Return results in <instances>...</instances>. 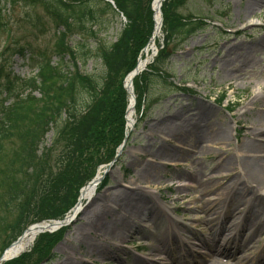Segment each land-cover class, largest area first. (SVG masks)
Masks as SVG:
<instances>
[{"label": "trees", "instance_id": "obj_1", "mask_svg": "<svg viewBox=\"0 0 264 264\" xmlns=\"http://www.w3.org/2000/svg\"><path fill=\"white\" fill-rule=\"evenodd\" d=\"M151 1L0 0V27L4 5L23 3V7L28 8L24 19L33 31L43 35L52 25L55 35L52 50L28 47L27 59L29 67L36 70L34 77L11 75L3 60L0 61V164L7 155L11 156L10 166L3 164L11 186L7 193L9 198L0 211V251L28 224L61 217L98 163L111 158L123 132L126 94L122 79L134 68L153 29ZM185 1L163 2L164 47L147 71L134 81L135 88L146 91L152 76L161 78L170 56L169 44L178 41L179 45L183 36L204 26L193 15L180 14L179 8ZM120 16L126 23L115 42L107 46L99 43L92 54L89 38L106 34ZM22 50L17 52L24 56ZM53 56L59 59L54 62ZM92 58L100 60L104 69L97 82L92 76L68 71V67L75 68L79 59L84 63ZM79 91L88 92V103L76 102ZM35 92L39 98L33 96ZM55 123L60 124L53 140V147L57 144L60 148L58 157H52L47 149L39 150L42 138ZM15 140L19 146L13 153L8 152L6 143ZM17 163V168L22 167L25 172L23 183L17 182L10 172V168L17 172L14 167ZM42 166L48 170L43 177ZM3 172L0 170V174ZM59 238L60 233L41 236L31 253L6 264H37L48 256L49 249ZM33 254L37 255L34 262Z\"/></svg>", "mask_w": 264, "mask_h": 264}, {"label": "rangeland", "instance_id": "obj_2", "mask_svg": "<svg viewBox=\"0 0 264 264\" xmlns=\"http://www.w3.org/2000/svg\"><path fill=\"white\" fill-rule=\"evenodd\" d=\"M244 5V3H239V0H186L185 3L180 6L179 12L184 16L193 15L197 18L202 17L209 20H219L222 16L226 15L227 18L222 20L221 27L218 26L213 29L210 26H206L199 32L191 34L189 37L183 36L184 39L178 46V41L169 45V47H176V52L170 56L163 66V71H165L170 78L164 80L152 77L145 101L146 106L150 105V110L147 113L146 119L138 125L136 130L132 131L133 133L125 144L122 152L119 153V162L111 168L108 166L106 169L103 167L99 170L100 174L107 172L108 181L102 191L98 195L96 194L95 198L99 197L98 201L106 192H112L118 180H121L127 172L130 171L128 162L136 158L137 164L133 167L134 169L142 168V164H148L150 162L161 168V172L159 173L161 178L151 182L149 185H145V183H139V185H145V190L151 193V196H155L158 199L157 201L160 204L161 211L162 206L166 207L170 216L174 211L176 215L171 217H176V219L182 221V225L184 226H189L190 223L188 220L191 216L202 217V215H205L200 214L199 210L189 212L188 208L194 207V209L197 210L199 205L204 202V198L199 200L201 198L200 196H202L207 189H212L214 195H216L222 192V189L227 186V184H221V182L218 181L219 177L226 174V172H223L226 171V169L224 167H215L214 158L221 155L217 147L206 143L207 148L210 149H208L209 152L206 155H203L200 152H193L191 148L184 146L183 149L186 150L187 153L192 154L193 152L191 158L195 159L197 162L194 164H192L191 161L185 162L177 158L173 160L168 156H157L155 157L156 159H154L152 153L160 145L161 141L157 142L154 148L150 147L151 141L149 136L146 135L148 130L146 129V125H148L152 119L158 120L167 113L173 114L179 112L182 108L189 105L193 113L191 116L192 120L189 122L194 123L195 119L197 121L198 117V112L195 110L196 106L194 104L198 103L200 106H210L208 109L214 112V121L222 122L226 126H230L231 143L228 146L225 144L222 146L226 148V150L234 147L243 140L249 141L254 138L253 134L256 133L255 131L249 130L247 132L245 130L247 129V125L244 124L245 118H241L237 124H234V121L240 118L242 111L248 109H244L243 105L250 99L251 94L257 92H263L264 94V8L254 15L246 17V21H243L245 17L241 16L238 18L237 14L238 8L242 9ZM7 9L10 15L8 19ZM27 9V7H23V3L14 4L11 8H9L8 4H5L3 24L6 23V28L3 27V29L8 30L5 34L0 32V46L13 36H15L16 39H21L24 36L22 35L24 32L19 28H23L22 25L25 22L24 12L27 11ZM39 13L42 15L41 12ZM124 23V20L119 17L116 22L108 28L106 34H101L98 38H89L87 42L90 45L92 54L96 52L95 49L98 47L97 45H100L99 43H105L106 46L113 43L116 36L122 30ZM26 27L28 28L27 25ZM18 29L21 32H17ZM230 29L244 30V33H240L239 35H234L233 33L224 34L225 31H230ZM157 37L162 38V35L159 33ZM27 42L40 50H44L45 47L48 50H52L55 42L52 25L48 26L47 33L44 36L27 38ZM226 42H232L236 46L246 49L247 52H249L248 61L250 63L249 65H242L239 62L235 65L230 64L228 71L231 72V69H238L239 67L241 69L238 74L241 75V77H238L235 82L224 83L218 80L220 63L215 65L213 61L224 54V51L220 52V50ZM58 59V57L54 56L53 61L55 62ZM65 59H67V57H65ZM79 60L78 63H75V68L68 67V71H72L73 73L77 71L80 74L92 76L97 82L104 71L101 61L92 58L83 63L81 59ZM21 64L22 62L20 59H13L11 70L15 75L26 76L29 71ZM231 75L237 76L233 73ZM171 83L175 86L180 84L181 87H183V84H186L183 88L188 89L189 92H180L181 90L172 92ZM37 92L33 93V96L39 98V92ZM222 94L225 96V100L222 103H218L217 99ZM89 97L90 95L88 92L79 91L75 100L77 103H88ZM250 108L253 109L251 112L254 113L257 109H263L264 105L257 104ZM133 120L135 121V114L133 115ZM59 122L61 123L60 120ZM59 126V123L51 125L50 130L45 134L44 138H42L41 144L39 145V150L41 152L43 149H47L51 151L50 154L52 157L57 156L58 149H60L57 144L53 147V140L54 138L56 139L55 133ZM188 128L189 126L187 124L182 126L183 130H187ZM245 136L247 138H245ZM256 140L264 144V134L260 139L257 138ZM259 142L257 143L260 145ZM18 144L19 142L17 140L7 142L6 148L8 152L13 153L15 148L19 146ZM59 145H62V143H59ZM152 145L153 144H151V146ZM174 147H176V145ZM144 148H147L150 152L146 156H141L140 154L143 153L142 150ZM262 150L264 151V146ZM10 157L11 156L7 155L0 164V170H2V172L4 171L3 174H0V211L9 198L7 193L10 191L11 182L7 180L8 171L3 168V164L7 163V165L10 166ZM49 158H51V156H49ZM121 159L122 161H120ZM166 164L174 165V167H162V165ZM14 167L17 169V172L14 171L13 168H10V172L14 175L17 182L23 183V177L25 176V172H22L23 168H17L19 167L18 163ZM227 170L231 171L228 174L232 178L236 177V168L234 165H231L230 169ZM47 171V168L42 166L41 176L43 177ZM193 177L195 183L189 182V178ZM208 178L211 180H208V182L206 181V183L205 180ZM191 184L193 187L189 188L188 185ZM240 184L241 181L239 180L238 185L240 186ZM246 184L249 185V183ZM258 192L264 194L263 188H260L259 191L255 190L256 194ZM148 196H150V194ZM208 197L209 196L205 198ZM156 198L153 197V199ZM0 218L2 217L0 216ZM7 218L8 221H12L10 217ZM107 220L108 217L105 221L107 222ZM165 223V221L162 222L160 220V225L156 226L154 223L144 221L142 226L151 231V236L129 237L121 239L120 242H116V238L113 240L111 239L114 246L124 245V250L128 253V255L125 256L126 258L121 255L120 260L101 258L98 257L99 254H95L92 257L84 239L79 241L75 240L77 238L76 230L80 228L76 225L71 230L73 233L69 232V235H71V244L69 242H61L53 249L55 256L52 261H38L37 264H60L64 259L71 264H79L80 259H84V263L86 264H134L132 262V257L133 259L136 257H143V259L149 260L152 250L156 249L158 246L156 239L159 235H157V233H165ZM182 231L189 236L185 229L182 228ZM91 238L93 240L92 242L96 241L93 234ZM254 239L253 245L255 249L264 247V231L257 234ZM138 240H140V242H138ZM87 242L90 241L87 240ZM194 243H196L195 240ZM113 245H108V247L112 249ZM138 245L142 247V250L137 248L139 247ZM142 245H146V247ZM136 250L142 252L137 253ZM36 259L37 255L33 254V262ZM230 263L232 262L227 260V264Z\"/></svg>", "mask_w": 264, "mask_h": 264}, {"label": "bare ground", "instance_id": "obj_3", "mask_svg": "<svg viewBox=\"0 0 264 264\" xmlns=\"http://www.w3.org/2000/svg\"><path fill=\"white\" fill-rule=\"evenodd\" d=\"M239 3L245 4L242 9L238 8L237 14L238 18L241 16L245 17L243 21H246V17H250L264 8V0H239ZM160 4L161 0H154L152 7L156 23L154 37H157L160 30ZM232 32L237 35L238 33H244V30L235 29ZM152 51L153 46L150 43L146 54H150ZM222 51H224V54L213 61L215 65L220 63L218 80L224 83L235 82L238 77H241L238 74L241 68L231 69L234 75L238 74L237 76H232V73L228 71V67L230 64L235 65L238 62L242 65H249V52L232 42H226L220 52ZM144 66L145 62L141 60L137 64V70ZM132 80V75H128L124 79V84L128 85L130 90H132ZM184 92H187V90H184ZM257 104L264 105L263 92L250 95V99L243 105L244 109H248L242 111L240 118H237L234 124H237L241 118H245L244 124L247 125L245 130L247 132L249 130L257 132V136L260 138L259 135L264 134V108L257 109L254 113L251 112L253 109L250 108ZM194 105L196 106L195 110L198 112L197 121L195 119L196 123L189 122L192 120L191 116L193 114L189 105L182 108L179 112L167 113L158 120L152 119L146 125V129H148L146 135L149 136L152 146L161 141L153 152L152 157L156 159L155 157L157 156H168L173 160L177 158L185 162L191 161L194 164L197 163L196 160L192 159L191 154L187 153L183 147H190L196 152L206 155L209 152L208 149H210L207 148L206 143L212 144L217 147L219 154L221 153L220 156L214 158L215 167H224L226 169V171H223L226 174L219 177L218 181L221 184H227V186L216 195H214L212 189H207L204 193L205 195L200 198L202 200L209 196L205 198L206 201L199 205V213L205 215H202V218L195 217L192 220H198L201 223L200 225L207 229L208 236L206 240L198 241V246L196 245L198 250L194 248V245H190L191 243L178 245L174 231L178 229L179 223L173 219L171 222L169 218V230L166 228L165 231H170L174 239L169 245H165L159 240L160 248L154 249L150 255L155 259L152 258L146 264H207V261L208 264H220V258L224 257L232 260L233 264H264V247L260 250L255 249L253 245L254 237L264 231V195L256 197L255 194V190L264 188V151L262 150L264 144L259 142V145L258 141L253 139L249 141L243 140L226 150L222 146L223 144L228 146L231 143L230 126L214 121V112L208 109L210 106L204 107L198 103ZM133 106L134 98L131 97L130 107L127 111L128 129L133 124ZM184 124L189 126L187 130L182 129ZM245 138L247 137L245 136ZM151 144L150 147L152 148ZM175 145L176 147H174ZM147 148L142 150L141 156L149 154L150 151ZM136 164L137 158L129 161L130 171L121 180H118L112 192H106L102 197L99 195L101 197L99 201V197L92 198L88 204L83 205L76 218L68 224L70 228H74L73 224L78 222L80 228L76 230L77 238L75 240L84 239L92 257L95 254H99L98 257L101 258L120 260L121 255L125 257L128 253L125 252L124 245L114 246L111 239L116 238V242H120L121 239L129 237L151 236V232L144 229L142 223L148 221L159 226L160 217H168L165 212L160 211L158 202L144 191L145 185H149L151 182L161 178L159 175L161 168L150 162L142 164V168L134 169L133 167ZM231 165L236 168V178H232L228 174L231 171L227 169H230ZM239 180L241 181L240 186L238 185ZM189 182L195 183L194 177L189 178ZM245 182L250 185L244 186ZM139 183H145V185L140 186ZM91 192L88 187H85L82 190L81 201L88 198ZM193 209L194 207L188 210L191 212ZM107 217L108 220L106 222ZM68 219H71L70 215ZM215 221H220V227L217 230H214L211 225ZM56 228L55 222H43L30 226L24 233L22 241L13 246L9 252L14 254L25 250L38 233H48ZM231 231L236 233L231 237L226 235ZM92 234L95 236V242H92ZM70 239L71 235H69V232H60V241L71 243ZM87 240L90 242H87ZM108 245H113L112 249ZM203 250L204 252H201ZM239 251L240 254L236 257L235 255ZM132 262L134 264L145 263L141 257L134 258ZM60 264L71 263L64 259ZM79 264L86 263L81 262Z\"/></svg>", "mask_w": 264, "mask_h": 264}]
</instances>
